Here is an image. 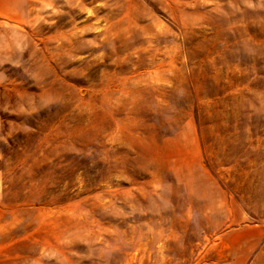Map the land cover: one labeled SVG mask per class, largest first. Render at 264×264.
I'll use <instances>...</instances> for the list:
<instances>
[{
    "label": "rangeland",
    "instance_id": "374dc122",
    "mask_svg": "<svg viewBox=\"0 0 264 264\" xmlns=\"http://www.w3.org/2000/svg\"><path fill=\"white\" fill-rule=\"evenodd\" d=\"M26 1L0 264H264V0Z\"/></svg>",
    "mask_w": 264,
    "mask_h": 264
},
{
    "label": "crops",
    "instance_id": "0c3cea01",
    "mask_svg": "<svg viewBox=\"0 0 264 264\" xmlns=\"http://www.w3.org/2000/svg\"><path fill=\"white\" fill-rule=\"evenodd\" d=\"M30 3V1L23 0H0V4H22V3Z\"/></svg>",
    "mask_w": 264,
    "mask_h": 264
}]
</instances>
